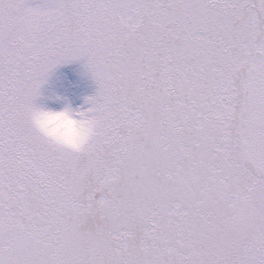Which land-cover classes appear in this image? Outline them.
<instances>
[{"label": "snow or ice", "instance_id": "6c2138e0", "mask_svg": "<svg viewBox=\"0 0 264 264\" xmlns=\"http://www.w3.org/2000/svg\"><path fill=\"white\" fill-rule=\"evenodd\" d=\"M77 60L69 146L33 113ZM0 264H264V0H0Z\"/></svg>", "mask_w": 264, "mask_h": 264}, {"label": "rangeland", "instance_id": "374dc122", "mask_svg": "<svg viewBox=\"0 0 264 264\" xmlns=\"http://www.w3.org/2000/svg\"><path fill=\"white\" fill-rule=\"evenodd\" d=\"M96 83L86 72L83 61H72L55 68L42 86L37 104L59 108L70 104L73 108L88 107L85 97L94 94Z\"/></svg>", "mask_w": 264, "mask_h": 264}, {"label": "clouds", "instance_id": "9594fccd", "mask_svg": "<svg viewBox=\"0 0 264 264\" xmlns=\"http://www.w3.org/2000/svg\"><path fill=\"white\" fill-rule=\"evenodd\" d=\"M33 120L51 138L69 146L80 144L90 131L87 115L70 104L41 106L34 111Z\"/></svg>", "mask_w": 264, "mask_h": 264}]
</instances>
